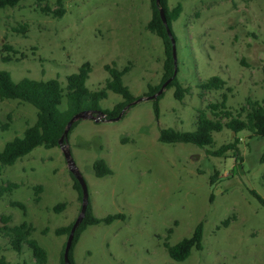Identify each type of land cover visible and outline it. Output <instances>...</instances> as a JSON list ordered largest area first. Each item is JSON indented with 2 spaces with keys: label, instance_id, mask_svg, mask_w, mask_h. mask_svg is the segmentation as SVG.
I'll use <instances>...</instances> for the list:
<instances>
[{
  "label": "rangeland",
  "instance_id": "374dc122",
  "mask_svg": "<svg viewBox=\"0 0 264 264\" xmlns=\"http://www.w3.org/2000/svg\"><path fill=\"white\" fill-rule=\"evenodd\" d=\"M178 3L182 12L171 24L176 78L188 92L178 100L174 87L165 88L158 114L153 99L145 96L149 86L160 83L165 59L162 41L146 29L150 0H64L62 17L40 11L45 5L54 10L55 0L40 6L20 0L0 10V71L14 82L58 78L64 83L88 62L86 86L96 91L109 78L104 67L115 64L129 67L123 83L141 99L118 120H79L66 137L93 215L125 216L88 226L72 250L76 264H264V205L253 194L264 200V163L259 162L264 141L250 139L247 132L215 133L216 148L239 139L237 159L231 152L213 157L208 147L158 141L163 128L194 131L197 112L211 116L207 105L221 101L222 94L232 112L247 98L264 99V0H168L169 9ZM213 76L225 81L224 89L201 93L199 85ZM122 101L108 92L100 107L112 109ZM35 120L32 105L0 100V151ZM98 159L111 175H94ZM72 176L61 147H37L0 173V186L18 185L0 198V216L10 217L11 225L26 221L33 226L32 238L47 252V264H59L67 240L54 231L80 214ZM59 204L65 208L55 212ZM201 222L202 249L173 261L164 243L190 237ZM0 242L9 264H33L30 250L18 255Z\"/></svg>",
  "mask_w": 264,
  "mask_h": 264
},
{
  "label": "trees",
  "instance_id": "16d2710c",
  "mask_svg": "<svg viewBox=\"0 0 264 264\" xmlns=\"http://www.w3.org/2000/svg\"><path fill=\"white\" fill-rule=\"evenodd\" d=\"M47 0H35L37 5H42ZM20 0H0V10L8 7H15ZM64 0H55V9L51 10L48 6L40 8V11L46 15L52 14L54 17H62L65 13L63 7ZM159 6L163 8L168 27L171 32V24L177 20L182 12V5L177 4L175 7L169 9L168 0H159ZM151 18L146 24V29L160 38L164 46V64L163 75L160 83L155 86H149L148 93L145 96H151L157 93L162 84L173 76L175 71V64L173 62V54L171 42L167 36L165 26L159 15V8L155 0H150ZM19 31L17 28L14 29ZM173 35V33H172ZM174 37V36H173ZM6 50L11 51V47H6ZM4 61H10V58H3ZM108 73L109 78L106 80L104 86L96 91H90L86 82L91 72V65L88 62L83 63L78 69L77 73L67 76L64 83L58 78L48 80H35L24 78L19 82H14L10 73L0 71V100H18L32 105L36 109V120L31 126H28L22 137H16L7 142L4 148L0 151V173L6 166L14 165L19 159L28 155L37 147L51 149L58 146V141L63 135L69 120L76 114L81 112L100 113L101 119L112 120L124 112L127 106L133 104L139 97H134L129 88L123 83V76L127 74L130 69L124 66L122 69H117L115 64L106 65L104 67ZM262 81L264 83V65L261 68ZM226 85L218 76H213L207 81L199 85L202 92L220 91ZM174 87V97L182 100L187 94L188 90L184 88L177 80L176 76L167 85ZM229 90V89H228ZM108 92H113L122 97L123 101L115 104L112 109H102L100 102L107 98ZM162 94L154 101V111L158 114V100ZM200 97H202L200 95ZM227 96L221 95V101L207 105V111L199 110L196 114V129L194 131L180 132L172 128H163L159 131L158 141L163 144H192L200 148H209L206 152L213 157H223L225 153L231 154L237 159L239 155V139L234 138L230 143L224 144L216 148L214 134L220 133L224 129L229 130L234 135L247 132L249 138L260 139L264 141V99L261 101L246 99V102L236 112H232L226 106ZM79 121L73 123L68 131L78 124ZM8 127L5 125L4 128ZM241 160V159H238ZM260 163H264V148L259 158ZM93 172L96 177H105L112 174V170L107 163L98 159L93 164ZM73 178V176H72ZM73 188L78 193L79 201L81 202L82 193L78 182L73 178ZM213 182V179L211 180ZM18 185L8 183L0 186V198L6 194L11 193L17 189ZM254 196L264 205V200L256 193ZM11 206L18 207L24 210L22 203L12 202ZM65 208V204H59L54 207L55 212H61ZM122 214L108 215L104 218H97L93 215L90 204L88 203L86 214L75 231L72 246L69 251V264H76L73 260L72 250L77 243L81 233L88 227L98 225L100 223L111 224L114 220L124 219ZM228 220L222 222L226 226ZM0 238L5 240L12 252L22 255L24 249L31 251L33 264H47V252L43 249L35 239L32 238L34 228L31 224L23 221L18 225H11V219L8 216H0ZM73 223L57 228L54 233L57 236H68ZM169 235L172 229L168 230ZM203 223H199L190 237L183 238L175 245L164 243V248L168 256L176 262L186 260L193 249H202ZM64 250V247H63ZM63 250L60 254L59 264H64ZM26 262L22 261V264ZM0 264H9L3 254V246L0 242Z\"/></svg>",
  "mask_w": 264,
  "mask_h": 264
},
{
  "label": "water",
  "instance_id": "95a60500",
  "mask_svg": "<svg viewBox=\"0 0 264 264\" xmlns=\"http://www.w3.org/2000/svg\"><path fill=\"white\" fill-rule=\"evenodd\" d=\"M156 5L159 8V15L160 18L165 26V30L167 33V36L171 42V47H172V54H173V62L174 64L176 63V48H175V39L172 35V32L170 30V28L168 27L167 24V20L165 17V13L162 7L159 6V0H155ZM176 76V69L174 71V74L172 77H170L167 81H165L162 86L160 87L159 91L149 97H147L148 99H155L157 98L159 95H161V93L163 92V90L167 87V85L173 80V78ZM141 99L138 98L136 101L133 102V104L137 103L138 101H140ZM122 114V113H121ZM121 114L118 115L116 118L112 119V120H118L121 117ZM82 119H92L95 122H98L101 119L100 113H94V112H81L78 113L76 115H74L69 122L66 125V128L64 130L63 135L60 137L59 141H58V146L62 148L63 150V154L64 157L66 159V162L69 166V171L71 172V174L73 175V177L75 178V180L78 182L80 189H81V193H82V198H81V209H80V214L77 217V219L75 220V222L73 223L70 233L67 236V240L65 242V246H64V250H63V261L64 264H69V251L70 248L72 246V241L74 238V234L76 229L78 228V226L81 224L85 214H86V210H87V206L89 203V197H88V189H87V184L85 182V179L83 178V176L81 175V173L78 171L72 157H71V153L70 151L66 148V137L68 135V131L71 128V126L73 125L74 122L82 120Z\"/></svg>",
  "mask_w": 264,
  "mask_h": 264
}]
</instances>
